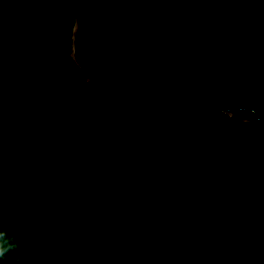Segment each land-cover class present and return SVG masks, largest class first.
Returning <instances> with one entry per match:
<instances>
[{"label":"trees","instance_id":"1","mask_svg":"<svg viewBox=\"0 0 264 264\" xmlns=\"http://www.w3.org/2000/svg\"><path fill=\"white\" fill-rule=\"evenodd\" d=\"M55 15L72 35L71 0L0 5V116L38 91L49 71L74 77H48L57 97L77 89L79 67ZM106 85L144 126L165 118L167 100ZM89 100L69 102L82 123L51 95L0 122V222L18 243L0 264H264L261 231L240 215L212 218L238 210L264 229V175L244 153L144 131L125 107ZM175 121L189 133L194 124L218 134L190 115ZM252 158L264 169V153Z\"/></svg>","mask_w":264,"mask_h":264},{"label":"water","instance_id":"2","mask_svg":"<svg viewBox=\"0 0 264 264\" xmlns=\"http://www.w3.org/2000/svg\"><path fill=\"white\" fill-rule=\"evenodd\" d=\"M4 0H0V5ZM75 18L73 34L55 15L60 38L84 76L70 95L57 97L47 79L72 75L49 71L41 88L15 109L0 116V122L40 95L64 101L89 94L91 81H101L134 90L148 98L169 100L166 116L149 127L136 121L127 103L132 123L144 131L161 129L162 136L178 142L218 150L239 151L264 175L252 158L264 153V145L244 137L264 139V0H71ZM209 107L218 111L206 110ZM183 114L219 123L241 137L199 131L190 133L178 125ZM75 121L82 117L76 115ZM244 123L253 124L245 125ZM53 127V125H51ZM240 215L264 234V229L238 210H224L212 218Z\"/></svg>","mask_w":264,"mask_h":264},{"label":"flooded vegetation","instance_id":"3","mask_svg":"<svg viewBox=\"0 0 264 264\" xmlns=\"http://www.w3.org/2000/svg\"><path fill=\"white\" fill-rule=\"evenodd\" d=\"M59 24V23H58ZM59 30H60V25H59ZM60 33H61V31H60ZM60 35V34H59ZM61 39V38H60ZM62 41V40H61ZM63 43V42H62ZM65 46V45H64ZM65 48H66V46H65ZM66 50H67V48H66ZM67 52L69 53V51L67 50ZM70 54V53H69ZM70 56L72 57V59L74 60V58H73V56H72V54H70ZM74 62H75V60H74ZM75 64H76V62H75ZM77 65V64H76ZM78 66V65H77ZM63 67V66H62ZM59 71H63V70H59ZM64 72V71H63ZM79 74L77 75V78H79V77H82V76H84V71L79 67ZM78 82H79V84H78V86L80 85V81L78 80ZM101 81H91L90 83H88L87 84V86H86V88H85V90H86V92H88L89 94H86V95H83L84 96V99H86V100H88V101H90L89 100V98L90 97H94V98H97L98 100H100V101H104V99L105 98H107L108 100H109V97L106 95V94H104L103 96H101V97H95V96H93L91 93H97V92H99V91H102V90H105V91H108L109 92V90H108V86L106 85V84H109V83H105V82H101ZM97 83V84H96ZM49 86V85H48ZM101 87V88H100ZM110 93V92H109ZM111 95V94H110ZM169 102H171V101H169V100H167L166 101V104L167 103H169ZM63 106H66L67 107V112H68V114H69V116H71V117H73V119H74V117L76 116V115H78V116H81L82 117V121L81 122H78V123H82V122H84L85 121V116L84 115H82V114H79V113H76V111H75V107L74 106H71V105H63ZM63 106H61V104H60V108H62ZM202 108H204V109H206V110H212V111H218L217 109H214V108H209V107H204V106H201ZM81 108L82 109H84L86 112H88V110H86V106L85 105H83V106H81ZM197 120H200L201 122H203L204 124H207V123H211L212 125V127H213V129H215V130H217L218 131V134L217 135H222V136H229V137H232V134H234L235 132H232V131H230L228 128H226L224 125H222V124H219V123H214V122H210V121H205V120H201V119H198L197 118ZM74 121H75V119H74ZM77 122V121H76ZM202 123V124H203ZM245 125H253V124H248V123H244ZM235 134H237V133H235ZM251 139H256V140H260V138H252V137H250ZM261 140H264V139H261ZM249 141V140H248ZM251 142H255V143H257V144H261L260 142H257V141H253V140H250Z\"/></svg>","mask_w":264,"mask_h":264},{"label":"clouds","instance_id":"4","mask_svg":"<svg viewBox=\"0 0 264 264\" xmlns=\"http://www.w3.org/2000/svg\"><path fill=\"white\" fill-rule=\"evenodd\" d=\"M18 249V243L14 236L4 229L2 222H0V261L4 260L9 253L15 252Z\"/></svg>","mask_w":264,"mask_h":264}]
</instances>
